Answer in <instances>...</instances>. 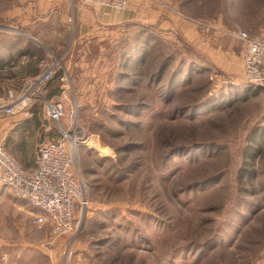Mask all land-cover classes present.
<instances>
[{
	"label": "rangeland",
	"instance_id": "obj_1",
	"mask_svg": "<svg viewBox=\"0 0 264 264\" xmlns=\"http://www.w3.org/2000/svg\"><path fill=\"white\" fill-rule=\"evenodd\" d=\"M25 6L31 17L52 10L0 0L1 35H32L18 19ZM132 6L142 9L135 28L104 43L47 23L39 71L57 63L68 76L16 109L11 121H24L8 148L34 160L60 137L45 101L61 102V126L84 141L76 172L87 205L76 203L75 231L55 241L31 225L35 208L0 187V264H264V89L245 93L236 35L264 39V0H130L116 11ZM25 83L0 84V95Z\"/></svg>",
	"mask_w": 264,
	"mask_h": 264
},
{
	"label": "built area",
	"instance_id": "obj_2",
	"mask_svg": "<svg viewBox=\"0 0 264 264\" xmlns=\"http://www.w3.org/2000/svg\"><path fill=\"white\" fill-rule=\"evenodd\" d=\"M129 3L130 0H80L82 7L115 10H125ZM236 35L246 43L245 82L264 89V39L251 38L245 32ZM60 67L53 63L48 71L29 79L18 94L10 91L6 97L0 95V187L8 188L15 197L35 208L31 225L37 231L49 229L55 241L75 231L76 203L80 207L87 205L82 180L76 172L79 145L84 141L61 126L66 116L64 105L59 101H45L46 115L50 121L58 123L60 137L41 143L35 153L34 168L27 170L8 151L2 121L17 114V108L29 110L34 103L44 100ZM67 76L65 73L63 80ZM27 101V106H23Z\"/></svg>",
	"mask_w": 264,
	"mask_h": 264
},
{
	"label": "crops",
	"instance_id": "obj_3",
	"mask_svg": "<svg viewBox=\"0 0 264 264\" xmlns=\"http://www.w3.org/2000/svg\"><path fill=\"white\" fill-rule=\"evenodd\" d=\"M45 1L49 5H52V10L49 14H43V16H30L28 6L21 7L18 10V17L22 26L30 27L29 30L32 35L28 34H0V83L2 85H17L28 82L29 79L34 78L40 74L39 68L40 59L45 53V48L41 43V38L52 39V35L46 34L47 23H51L54 28L56 23L57 26L63 27L68 30L69 23L71 28H75L76 35L74 41L87 43H104L108 38L112 36H120L123 31L130 32V29H134L135 25L133 22L140 18L142 9H136L132 6V9L127 11L118 12L112 8H91L80 6V0H76V15L73 13V6L71 0H40ZM72 6V7H71ZM75 10V8H74ZM122 11V10H119ZM147 12V11H145ZM69 13L73 16H69ZM148 13V12H147ZM59 22V24H58ZM68 23V24H67ZM51 27V33H57ZM37 28V42L35 41V29ZM61 35H63L61 33ZM21 37V38H19ZM258 38V37H256ZM5 44H2L4 43ZM32 45L33 48H29ZM43 50H41V49ZM42 55L40 57V53ZM236 54L235 56H237ZM231 63V62H229ZM231 64H229V68ZM227 68V69H229ZM24 119L15 120L14 122L9 120L2 121L3 136L8 138V134L15 127H20L17 122H23ZM13 123V124H12ZM25 125V124H23ZM14 128V129H15ZM16 132V131H15ZM17 133H19L17 131ZM23 166H31L34 168V160H18ZM25 168V167H24ZM32 168H25L31 170ZM22 200V199H21ZM36 212V211H35ZM34 212V213H35Z\"/></svg>",
	"mask_w": 264,
	"mask_h": 264
},
{
	"label": "trees",
	"instance_id": "obj_4",
	"mask_svg": "<svg viewBox=\"0 0 264 264\" xmlns=\"http://www.w3.org/2000/svg\"><path fill=\"white\" fill-rule=\"evenodd\" d=\"M40 74H41V73H40ZM40 74H38V75H40ZM38 75H37V76H38ZM35 77H36V76H35ZM64 77H65V71H63V70H59V72L56 74L54 80H52V81H56V82H57L58 80H61V81H62ZM52 81H51V82H52ZM50 84H51V83H50ZM50 84H49V85H50ZM49 87H50V86H48V88H49ZM251 88H252V89H250V90H246L245 93H246V94H247V93L249 94V93L253 90V88H254V89H257V90L254 92L255 95H256V94L259 92L258 90H263V88H261V87H256V86H255V87H254V86H251ZM58 94H60V93H59V90H54V92H52V94H51V97H54V96H56V95H58ZM51 97H50V98H51ZM24 129H26V131H29V127H28V125H27V128H24ZM17 131H18L19 133L24 132V130H20V128H19V130H17ZM8 142H9V141H8V138H7V140H6L7 145H8ZM8 146H9V145H8ZM8 146H7V148H8ZM8 151H9V148H8ZM14 151L16 152V151H18V150L14 149ZM9 152H10V151H9ZM248 153L251 154V152H248ZM251 158H253V155H252ZM244 171L247 173L248 170L245 169ZM241 172H242V170H241ZM241 174H242V173H241ZM241 176H243V175H241Z\"/></svg>",
	"mask_w": 264,
	"mask_h": 264
}]
</instances>
